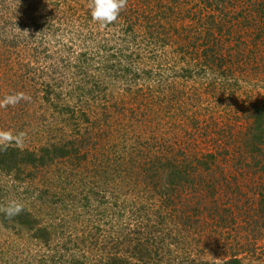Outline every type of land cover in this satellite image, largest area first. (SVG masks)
I'll return each instance as SVG.
<instances>
[{
  "label": "rangeland",
  "instance_id": "rangeland-1",
  "mask_svg": "<svg viewBox=\"0 0 264 264\" xmlns=\"http://www.w3.org/2000/svg\"><path fill=\"white\" fill-rule=\"evenodd\" d=\"M132 2L133 7L130 3L127 6L130 7L129 12L144 6V11L150 15L154 11L152 6L155 7L159 3L163 4L162 10H177L175 17L170 12L162 16V25L173 27L163 36L169 40L168 45L161 44V40L157 39L160 49H151L155 42L146 38L150 26L148 20L134 19L130 27L125 22L121 23V26L117 21L101 26L92 20L87 0H3L0 4V26L7 24H4V18L8 14L23 15V18L19 21L20 27L14 28L10 34L18 35L16 53L13 52L4 59L5 52L0 47V99L5 95L23 92L30 100H21L15 106L0 108V130H11L14 134L21 131L25 133L20 145L22 148L39 146L44 142V133L47 131L56 132L58 128H62L66 133L67 120H56L57 125L50 123L48 117H55V112H59L54 108L57 104L77 107L79 94H76V91H80L83 110L89 111L91 122H100V125L94 128L97 133L108 130L109 124L103 128L101 126L104 112L111 117L113 128H119L118 133L109 135L108 140L100 141L99 137H93L94 145L86 151L89 152L88 160L81 166H88L99 153H109L110 148L121 141L122 127L128 131L126 123L130 112L127 105L123 107L120 104L121 95H118L125 86L124 82L122 83L114 73L107 76L102 72V68L105 67L108 71L113 56L117 55L119 58L121 53L124 56L121 66L126 67L134 62L135 65L139 64L136 69L150 68L158 74L157 76L162 77L164 82L174 83L176 89L185 91L189 96L184 107L185 118L182 121L179 118L177 122L178 118L176 119L174 114L162 117L160 124L147 119L148 125L142 127L144 133L133 131L128 135L126 144L130 145L133 139H139L141 142L147 139L154 146L155 153L163 145L173 147L174 152L186 153L188 157H197L209 152L214 154L217 150L211 143V133L202 134L205 126H209L215 134L222 132V135H226L227 132L232 136L231 139H236L237 133L246 127L242 119L243 112L264 101V0ZM33 16L42 20L43 24L46 19L42 18L46 17L48 20L45 27L37 31L34 25L29 24V18ZM129 28H133V31ZM208 28H211L214 35L211 39L204 35ZM196 31L199 35L195 38L193 34H196ZM133 38L137 40L133 42ZM189 40L194 42L190 43ZM206 41L215 44L214 59L218 63L212 71L200 67L203 59L201 56L204 54L201 48ZM0 46L3 45L0 43ZM114 61L116 63L118 59ZM202 70L206 77L200 75ZM45 91L52 92L51 104L42 101L41 96L45 95ZM111 92L117 97V103L108 97ZM119 108H125L126 111L122 109L119 113ZM195 117L198 120L197 130L192 129ZM204 121L206 123H203ZM150 127L157 132V139L145 135L150 132ZM222 145L220 142L219 146ZM216 161L220 162L219 168L223 175L219 171H214L213 174L212 169L214 182L224 185L223 181L226 180V184H230L229 195L221 204L235 210L227 218L228 227L218 234L222 241L221 238L212 239L209 237L211 234L205 238L203 234L197 241L194 237L191 245L194 248L188 247L184 255L179 254L180 259L174 258L175 264H217L216 260H221V264H224L234 253H239L241 264H264V220H259L256 205L264 192L261 190L264 186V176L253 174L254 169L244 167L245 163L242 173L231 164V153L227 159L221 160L217 157ZM50 171L49 175H40L38 181L32 184H23L20 180L12 182L14 178L0 175V204L17 201L26 207L41 225L53 227L57 238H63L57 246L60 248L59 254L64 256V261L68 254L61 251L60 242L66 244L67 250L73 252L71 254L76 258L92 262L93 254L99 253L101 246L98 245L96 251L90 243L80 245L76 238L83 236V232L85 235L91 234L97 225L95 219L101 218H96V209L81 210L82 202L74 201L72 195L75 191L65 183L69 181L72 184V181L66 178L70 173L80 176L81 170L66 161L55 164ZM231 178H235L236 182ZM45 180L53 182L50 184L51 198L58 192V197L54 198L59 201L50 206L51 208H45L41 197L38 198V190L44 182L47 183ZM72 203L77 208L72 209ZM132 203V199L128 201L129 205ZM117 212L116 209L108 212L103 222L115 220ZM100 231L102 233L96 236L101 239L107 233L102 225ZM191 240L192 237L188 239L189 244ZM68 241H72V244L69 245ZM43 255L47 257L46 251L31 240L27 233L10 231L0 225V264H38ZM133 263L146 264L141 261Z\"/></svg>",
  "mask_w": 264,
  "mask_h": 264
},
{
  "label": "trees",
  "instance_id": "trees-1",
  "mask_svg": "<svg viewBox=\"0 0 264 264\" xmlns=\"http://www.w3.org/2000/svg\"><path fill=\"white\" fill-rule=\"evenodd\" d=\"M132 1L128 0L127 6L130 3L133 7ZM140 1L142 3L146 0ZM1 2L3 0H0V4ZM162 5L159 3L155 7L152 6L154 11L149 15V12L144 11V6L138 7L137 3L135 7L138 8L134 12H129L130 7H127L120 12L116 21L120 25L125 22L130 27L134 19L148 20L150 26L146 38H151L155 42L150 46L157 51L160 49L157 39L161 40V44L168 45L169 40L167 41L163 36L173 28L162 25L161 22L164 19L162 16L167 12L172 13L173 17L177 14L174 8V10L164 8L162 10ZM22 18L23 15L8 14L4 18V24L6 22L7 24L0 26V43L3 45L0 47L4 49V59L5 56L9 57L13 52L16 53L18 35L10 34L14 28L20 27L19 21ZM42 19H46L45 24L33 16L29 18V24L34 25V28L39 31L45 27L48 20L46 17ZM129 30L133 31V28ZM143 30L146 31V28L143 27ZM197 35H199L198 31L193 34L195 38ZM204 35L207 39L214 36L211 28L205 30ZM132 40L134 42L137 39ZM156 46L159 48H155ZM214 48L215 44L209 41L202 45L204 54L201 56L203 59H201L200 67L203 70L207 68L212 71L214 65L218 63L214 59ZM123 57L121 53L119 58L117 55L113 56L108 71L105 67L102 68V72L107 76H112L114 73L122 83L124 82L125 86L118 95H121L120 104L123 107L127 105L130 112L126 123L128 131L122 127L121 141L114 144L109 153H99V156L94 157L88 166H81L88 160L89 152L86 151L93 147V137H99L100 141L108 140L109 135L118 133L119 128L117 126L113 128L110 122L111 117L104 112L101 126L103 128L109 124L108 130L97 133L94 128L98 127L100 122H91L89 111L83 110L80 91H76V94H79L77 107L72 108L66 104L60 106L55 102L57 105L54 108L59 112H55V117L53 115L48 117L52 124H57L56 120H67V126H65L67 134L62 131V128H58L59 133L52 130L44 133L45 140L39 146L22 148L13 144L7 150H0V175L14 178L12 182L20 180L23 184L37 182L40 175H49L51 167L55 164L69 161L72 167L81 170L80 176L67 173L70 176L68 175L66 179L69 178L72 184L69 181L65 183L75 191L72 195L74 201L82 202L81 210L96 209V218L100 217L102 220L95 219L97 225L94 226L91 234L85 235L83 232V236L76 238L80 245L86 244L85 242L90 243L96 251H98L97 246H101L99 249L101 253L93 254L92 262L83 261V258H76L74 254H71L73 252L67 250L66 244L60 242L61 251L68 254V258L64 261V256L59 254L60 248L57 246L63 238H57L53 227L41 225V222L26 207H23L19 215L10 219L0 213V225L10 231L27 233L31 240L46 251L47 257L43 255V259L38 264H134L133 262L138 261L146 262V264H164V261L166 264H175L174 258L178 260L180 255L187 252L188 247L194 248L191 246L194 237L197 241L199 236L205 234L203 236L205 238L206 235L211 234L209 237L212 239L215 237L220 239L221 236L218 234L228 227L227 218L235 210L221 204L229 195L230 184L227 185L224 180V183L222 182L224 185H220L213 180L212 169L213 174L214 171L221 172L220 162L216 161L217 157L221 160L227 159L231 153V164L238 170L242 172L243 163H245L244 167L254 169L253 174L259 173L261 177L264 176V101L252 105L243 112L242 119L246 127L237 133L236 139H231L232 136L227 132L226 135H222V132L215 134L209 126H205L206 129L202 134L211 133V143L217 149L214 154L209 152L197 157L192 156V158L186 153L174 152L173 147L172 149L163 145L155 153L154 146L147 139H144L145 142L133 139L130 145L126 144L128 135L133 131L144 133L142 127L148 125L147 119L160 124L162 117L174 114V117L178 118L177 122L179 118L182 121L185 118L184 107L189 96L185 91L176 89L174 83L164 82L162 77L157 76L158 74L150 68L136 69V65L139 66V64L135 65L134 62L126 67L121 66ZM117 59L118 62L115 63L114 60L117 61ZM203 70L200 75L206 77ZM51 95L52 92L45 91V95L41 96L42 101L51 104ZM108 97L117 103V97L112 92ZM122 109L125 110V108L117 110L121 113ZM196 118L192 122L193 130L199 128ZM145 135H149L152 139L158 138L157 132H154L151 127L150 132ZM220 142L223 144L221 147ZM230 149H232L231 152ZM231 179L236 182L235 178ZM46 182L38 190L40 194L38 198L41 197L43 206L48 208L57 204L59 200L54 198L58 197V192L53 194V199L51 198L50 184L53 182ZM53 189L56 190L55 187ZM261 190H264V186ZM263 196L264 192L260 195V201H255L261 221L264 220ZM130 198L133 203L129 205ZM71 208L77 207L73 205ZM113 209L118 210L116 219L108 223L103 222L106 214ZM101 225L107 234L100 239L96 235L102 233ZM190 237L192 240L189 244ZM68 244H72V241H68ZM49 254L51 255L48 256ZM238 256L239 253L232 254L230 260L224 264H241L242 260ZM198 264L208 263L199 262Z\"/></svg>",
  "mask_w": 264,
  "mask_h": 264
},
{
  "label": "clouds",
  "instance_id": "clouds-1",
  "mask_svg": "<svg viewBox=\"0 0 264 264\" xmlns=\"http://www.w3.org/2000/svg\"><path fill=\"white\" fill-rule=\"evenodd\" d=\"M128 0H87V7L93 21L98 22L101 26H107L114 23L120 12L127 7ZM27 33V30H25ZM21 100H30L23 92H16L5 95L0 99V108H6L9 105L15 106ZM25 133H13L11 130H0V150H7L11 145L19 147L23 143ZM23 211V206L17 201H8L6 204H0V213L7 218L19 215ZM221 264V260H216Z\"/></svg>",
  "mask_w": 264,
  "mask_h": 264
}]
</instances>
